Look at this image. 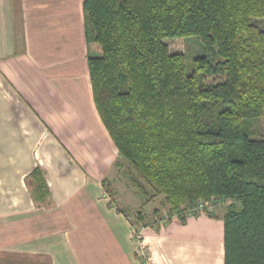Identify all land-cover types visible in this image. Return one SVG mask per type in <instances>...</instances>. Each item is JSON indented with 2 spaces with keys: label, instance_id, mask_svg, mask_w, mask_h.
<instances>
[{
  "label": "trees",
  "instance_id": "obj_1",
  "mask_svg": "<svg viewBox=\"0 0 264 264\" xmlns=\"http://www.w3.org/2000/svg\"><path fill=\"white\" fill-rule=\"evenodd\" d=\"M82 8L85 36L100 47L87 58L93 101L128 164L116 162L123 176L145 201L162 196L166 220L220 216L223 264H264V139L248 126L264 114V28L253 24L264 0H83ZM189 36L203 49L190 63L165 41ZM29 177L42 180V171ZM211 198L230 202L220 215L199 209Z\"/></svg>",
  "mask_w": 264,
  "mask_h": 264
},
{
  "label": "crops",
  "instance_id": "obj_2",
  "mask_svg": "<svg viewBox=\"0 0 264 264\" xmlns=\"http://www.w3.org/2000/svg\"><path fill=\"white\" fill-rule=\"evenodd\" d=\"M82 2L0 0V264H140L134 229L151 264H223L220 216L150 224L162 197L123 176L93 101L100 48Z\"/></svg>",
  "mask_w": 264,
  "mask_h": 264
},
{
  "label": "rangeland",
  "instance_id": "obj_3",
  "mask_svg": "<svg viewBox=\"0 0 264 264\" xmlns=\"http://www.w3.org/2000/svg\"><path fill=\"white\" fill-rule=\"evenodd\" d=\"M253 24H255L259 28H264V18L263 19H254ZM165 41H166L167 45L169 46V49L171 52H182L185 55L186 60L188 62L191 61L192 58L203 54L202 46L200 44L199 39L196 36L167 38V39H165ZM94 43H96V42H94ZM96 45H98V44H96ZM248 126L252 132L256 133L255 135L261 136L264 139V114L259 119L251 122ZM121 160L123 161V163H125V165H124L125 168L128 169L127 162L123 159H121ZM129 172L131 173V175L137 176L134 171L131 170ZM132 200L135 201V199L133 197H132ZM229 202H230V200L221 201L219 199L211 198V203L213 205L212 206L213 210H211V212H214L215 214L220 215L222 210H223L224 205H226ZM159 203L157 202V204H159ZM157 206L160 208L162 207L161 205H157ZM152 213L153 212H151V214ZM160 213H162V214H158V213L156 214L157 219L158 218H165L164 215H166V209L165 208L161 209ZM191 214H194V213H191ZM152 215L150 217H152ZM159 215H161L162 217ZM133 218H134V216H133ZM137 232H138V230H137Z\"/></svg>",
  "mask_w": 264,
  "mask_h": 264
},
{
  "label": "built area",
  "instance_id": "obj_4",
  "mask_svg": "<svg viewBox=\"0 0 264 264\" xmlns=\"http://www.w3.org/2000/svg\"><path fill=\"white\" fill-rule=\"evenodd\" d=\"M212 203L211 199L207 201H200L199 202V209L205 208L206 211H211L212 209ZM166 218H158L153 220L150 224H160L165 220ZM140 233L137 232V229H134L132 237L138 241V250H137V255L139 257V263L140 264H151L149 261V255H148V249L147 247L142 243L141 238H140Z\"/></svg>",
  "mask_w": 264,
  "mask_h": 264
}]
</instances>
